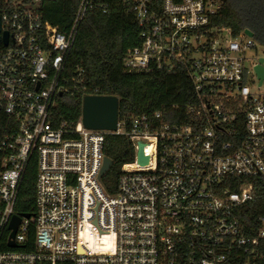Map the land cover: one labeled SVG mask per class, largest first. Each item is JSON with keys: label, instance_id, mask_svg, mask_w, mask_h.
Masks as SVG:
<instances>
[{"label": "built area", "instance_id": "1", "mask_svg": "<svg viewBox=\"0 0 264 264\" xmlns=\"http://www.w3.org/2000/svg\"><path fill=\"white\" fill-rule=\"evenodd\" d=\"M39 1L16 0L0 13V34L8 32V43L0 40V115L12 121L0 142V264H264V211L245 219L253 179L264 178L257 71L264 56L247 54L255 35L209 26L217 0H122L143 38L127 50L125 68L180 64L196 100L173 120L159 110L132 118L129 129L119 116L116 129H93L83 116L59 120L54 110L64 95L99 96L67 59L86 12L106 13L109 2L78 0L62 32L43 19ZM110 134L126 135L135 148L115 192L100 177ZM139 142L146 165L136 160ZM30 161L35 213L27 218L16 204ZM14 215L21 221L11 248Z\"/></svg>", "mask_w": 264, "mask_h": 264}, {"label": "trees", "instance_id": "2", "mask_svg": "<svg viewBox=\"0 0 264 264\" xmlns=\"http://www.w3.org/2000/svg\"><path fill=\"white\" fill-rule=\"evenodd\" d=\"M16 0H0V13L11 9ZM219 7L211 16L209 26L231 28L234 35L248 28L264 43V0H217ZM109 11L90 8L81 22L67 59L70 72L83 70L89 91L119 99L118 116L129 129L132 118L161 110L166 120L184 116L196 96L187 69L176 64L172 69L129 71L124 57L129 48L142 44V30L134 12L127 11L122 0H108ZM160 3L161 0H156ZM43 19L67 32L79 7L78 0H40L36 4ZM83 101L80 95H64L58 99L54 114L59 120H80ZM174 116V117H173ZM12 121L0 115V142L11 132ZM104 153L113 165L102 182L109 192L117 190L121 167L135 160V148L126 135H107ZM37 167L30 161L16 204L19 214L35 213V182ZM256 199L250 202L245 219L256 220L264 211V178H254ZM260 209L255 210L253 207ZM254 209V210H253ZM263 209V210H262ZM34 236H29L32 242ZM3 248L7 249L4 242ZM29 248V244H26Z\"/></svg>", "mask_w": 264, "mask_h": 264}, {"label": "water", "instance_id": "3", "mask_svg": "<svg viewBox=\"0 0 264 264\" xmlns=\"http://www.w3.org/2000/svg\"><path fill=\"white\" fill-rule=\"evenodd\" d=\"M0 32H1V21H0ZM245 32L253 36L254 32L248 28L245 29ZM3 40L5 44L8 43V32L0 34V40ZM260 61H263L261 59ZM257 71L261 79L264 77V69L261 66L257 67ZM118 105L119 99L116 96H86L83 100V122L84 125L88 128L93 129H116L118 122ZM144 142H139L138 150L136 153V160L139 165H146L149 162V157L144 154ZM113 165V160L109 157L105 158L104 165L100 172V177H103L107 171ZM25 217L29 218V214H25ZM21 221V216L14 215L11 223L10 229L11 233L9 236L8 246L11 248H16L17 244L14 241V237L18 228V225Z\"/></svg>", "mask_w": 264, "mask_h": 264}, {"label": "rangeland", "instance_id": "4", "mask_svg": "<svg viewBox=\"0 0 264 264\" xmlns=\"http://www.w3.org/2000/svg\"><path fill=\"white\" fill-rule=\"evenodd\" d=\"M255 47L248 50V56L255 60L256 57L264 56V43L256 37L253 38Z\"/></svg>", "mask_w": 264, "mask_h": 264}, {"label": "bare ground", "instance_id": "5", "mask_svg": "<svg viewBox=\"0 0 264 264\" xmlns=\"http://www.w3.org/2000/svg\"><path fill=\"white\" fill-rule=\"evenodd\" d=\"M131 167H133V168H137V167H138V165L134 164V165H132Z\"/></svg>", "mask_w": 264, "mask_h": 264}]
</instances>
